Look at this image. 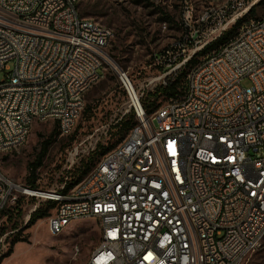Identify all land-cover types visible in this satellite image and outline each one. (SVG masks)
<instances>
[{
    "label": "built area",
    "instance_id": "built-area-1",
    "mask_svg": "<svg viewBox=\"0 0 264 264\" xmlns=\"http://www.w3.org/2000/svg\"><path fill=\"white\" fill-rule=\"evenodd\" d=\"M254 1L207 7L192 29L154 54L159 72L145 85L177 79L182 62L230 29ZM78 2L0 0L20 16V23L0 16V70L13 63L0 80V144L10 151L28 138L30 113L57 122L60 135L72 133L84 94L102 77L113 31L81 15ZM117 73L127 107L115 121L132 112L134 124L112 152L102 154L71 192H63V182L18 191L23 183L0 173V215L10 208L15 217L17 205L30 199L26 223L45 201L66 196L46 217L51 234L80 214L104 226L86 264H243L264 247V15L229 46L200 56L151 113L141 101L148 91L122 77V69ZM44 103L52 113H44ZM79 145L66 162L73 163ZM1 230L0 255L9 247V233Z\"/></svg>",
    "mask_w": 264,
    "mask_h": 264
},
{
    "label": "rangeland",
    "instance_id": "rangeland-1",
    "mask_svg": "<svg viewBox=\"0 0 264 264\" xmlns=\"http://www.w3.org/2000/svg\"><path fill=\"white\" fill-rule=\"evenodd\" d=\"M219 1L79 0L80 13L110 27L113 36L105 48L106 59L103 69H100V72L103 71L102 77L84 94L85 104L75 129L69 135L57 134L54 138L42 163L35 169V175L41 178L39 184L35 182V185L48 189L63 182L65 188L66 181L76 178L84 163L97 160L101 156L96 149L97 144L106 147L117 140L118 125H114L115 120L127 107L126 92L121 86L117 69L126 71L136 88L144 87L145 92L154 89L152 85H145L159 72L153 64L154 54L174 43L184 30L192 29L207 7ZM251 9L231 22V27L240 22L236 33L245 21L264 15V0L254 5L253 14ZM191 59L176 70V78L180 75L185 78L190 68L195 66V63L190 65ZM12 68L13 63L10 69L0 70V80ZM241 83L249 85L248 78H242ZM165 96L169 95L160 94L157 104H163ZM55 126L53 120L36 121L23 146L8 152L0 151V173L15 182L29 184V163L35 160L41 142ZM73 134L74 138L71 139ZM78 143L80 145L73 163L66 162ZM94 144L96 151L91 149ZM30 202V199L22 201L17 205L15 217L2 223L4 232L9 233L8 237L13 235L11 230L21 228L22 239L13 245L11 254L5 256L0 264H86L89 254L99 243L98 221L91 216L76 218L61 232L51 234L47 227V216L30 225L24 222ZM243 264H264V247L248 255Z\"/></svg>",
    "mask_w": 264,
    "mask_h": 264
},
{
    "label": "trees",
    "instance_id": "trees-1",
    "mask_svg": "<svg viewBox=\"0 0 264 264\" xmlns=\"http://www.w3.org/2000/svg\"><path fill=\"white\" fill-rule=\"evenodd\" d=\"M253 12H254V8L251 10V14H253ZM239 24H240V22H238L237 24L233 25L230 29H228L220 37H218V38L212 40L211 42L207 43L205 45V48H203L200 52L197 53V55H195L191 59L190 64H193V63L197 62L200 56H204L207 53L212 52L213 50L218 48V46L220 44H222L226 40H228L229 37H231L234 34H236ZM179 78H181V75L179 77H177V79L169 80L166 85H158V86H156L154 89L149 90L142 97L141 101H142L147 113H151L158 106L157 97L160 94H162V95H164V94H166V95L174 94L176 86L179 84V81H180ZM85 110H86V108H85ZM133 124H134V116H133L132 112H130L129 114L124 115L120 120H118L114 124L115 126L118 125V128H117L118 138H117V140L114 143H112L110 146H106V147H104L102 144L98 143L97 146H96V149H98V151L100 152V155L104 154L109 149L114 147L119 141H121V139L125 136V134L127 133V131L130 129V127ZM57 134H60V131H59V128H58V124L56 122V126H55L54 130L49 134V136L47 138L43 139V141L41 142V148L37 152V154L35 156V160L32 161L31 163H29L31 172H30V175H29V178H28V182H29V184H31V186H35L36 179L38 178V176L35 175V169H36L37 166H39L42 163L43 157L45 156L49 145L52 143V141L57 136ZM70 138L73 139L74 138V134L71 135ZM96 149H95V151H96ZM95 162H96V160L92 159L90 162L84 163V168L79 172L78 176L76 178H73V179L69 180V181H66L65 190H68L75 183H77L92 168V166L95 164ZM55 203L56 202L54 200L45 201L39 208H37L31 214L27 225L33 224L36 220L48 216L49 213H50V210L55 206ZM4 214H8L7 215V220H11L12 219V214H11L10 208L5 209L1 213L0 217L2 215H4ZM2 227L3 228L1 230V232H4V227L5 226L3 225ZM20 229L21 228L18 227L16 232H14L13 235L8 238L9 247H8L6 252H4V253H2L0 255V261L5 256L10 255L11 252H12L13 245L16 242H18L19 240L22 239V238H20Z\"/></svg>",
    "mask_w": 264,
    "mask_h": 264
},
{
    "label": "bare ground",
    "instance_id": "bare-ground-1",
    "mask_svg": "<svg viewBox=\"0 0 264 264\" xmlns=\"http://www.w3.org/2000/svg\"><path fill=\"white\" fill-rule=\"evenodd\" d=\"M261 1L262 0H255L254 1V5L257 4V3H259V2H261ZM250 9L251 8H247L246 9V12H242V13H240V15H237L236 17H241V16L243 17V15H245L246 13H248V11ZM0 16H2L3 18H12V23H20V16H19V14H15V11H13L12 7H10V6H4L3 4H0ZM253 21H254V19H250L247 22L245 21L244 25L241 27V29H240V31L238 33H242V30L245 28V26L250 25L251 22H253ZM235 37H236V35L233 36V37H230L229 39H235ZM229 39L226 40L224 43L220 44L219 46H229ZM212 40H214V39H212ZM212 40H210V42ZM207 42L209 43V41H207ZM189 60H190V58L187 59V62ZM187 62H182V66H185L187 64ZM183 71H184V69H183ZM189 72H190V70H189ZM187 75H188V73H187ZM122 77H129V75L127 74L126 71L122 70ZM163 104H165V102ZM44 113H52V105H51V103H44ZM36 121H38V114L37 113H30V115L27 116L28 128H25L24 129V136H28L29 135L30 130H31V127H32L33 123L36 122ZM41 121H45V120H41ZM26 140H27V138H22V140L20 142V147L24 145V143L26 142ZM0 151H2V152H8V151H10V147L8 145H5V144H0ZM111 152H112V149L109 152H107V153H111ZM77 183H81V180H79ZM72 188H74V185L72 187H70L68 190H65V188H63V192H71ZM18 191H25V185L18 184ZM54 201L56 203H66V196H54ZM84 216H90V215L80 214L78 216L73 217V219L80 218V217H84ZM99 228H100V239H99V243L97 245H100L101 244L102 236H103V233H104V226L103 225H99ZM62 229H61V231H62ZM61 231H59V232H61Z\"/></svg>",
    "mask_w": 264,
    "mask_h": 264
}]
</instances>
